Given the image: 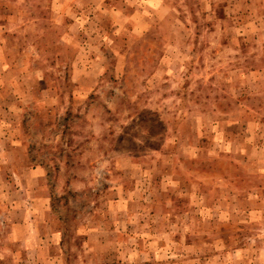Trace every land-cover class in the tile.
<instances>
[{"label": "rangeland", "instance_id": "obj_1", "mask_svg": "<svg viewBox=\"0 0 264 264\" xmlns=\"http://www.w3.org/2000/svg\"><path fill=\"white\" fill-rule=\"evenodd\" d=\"M0 264H264V0H0Z\"/></svg>", "mask_w": 264, "mask_h": 264}, {"label": "crops", "instance_id": "obj_2", "mask_svg": "<svg viewBox=\"0 0 264 264\" xmlns=\"http://www.w3.org/2000/svg\"><path fill=\"white\" fill-rule=\"evenodd\" d=\"M117 236V235H116Z\"/></svg>", "mask_w": 264, "mask_h": 264}]
</instances>
